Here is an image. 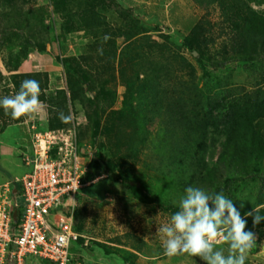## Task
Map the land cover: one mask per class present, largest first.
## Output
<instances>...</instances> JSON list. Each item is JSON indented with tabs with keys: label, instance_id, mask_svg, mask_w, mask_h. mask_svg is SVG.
Wrapping results in <instances>:
<instances>
[{
	"label": "trees",
	"instance_id": "obj_1",
	"mask_svg": "<svg viewBox=\"0 0 264 264\" xmlns=\"http://www.w3.org/2000/svg\"><path fill=\"white\" fill-rule=\"evenodd\" d=\"M48 1L62 21L59 36L51 38L53 25H44V7L34 11L26 0H0V49L15 38L9 46L16 49H7L4 60L8 79L15 93L24 80L39 81L46 130L72 128V122L58 119L61 111L74 118L81 113L77 147L89 141L96 152L84 180L107 176L141 204L174 213L178 209L150 191L148 182L169 179L183 190L200 187L234 202L253 186V201L242 207V217L264 204V0H189L204 14L180 41L161 32V40H154L142 20L116 11L112 0ZM78 33L85 41L78 55L54 58L64 70V86L47 94L46 73H18L31 51L52 54L47 44L53 38ZM239 68L253 71L250 87L231 86L215 75L230 79ZM108 112L112 133L104 141L101 122ZM246 219L245 230L256 234L250 251L258 252L264 221L253 227L252 217ZM82 243L79 237L73 246ZM110 243L114 247L96 245L126 264L149 257L146 242L131 233ZM73 246L70 264L81 260Z\"/></svg>",
	"mask_w": 264,
	"mask_h": 264
},
{
	"label": "rangeland",
	"instance_id": "obj_2",
	"mask_svg": "<svg viewBox=\"0 0 264 264\" xmlns=\"http://www.w3.org/2000/svg\"><path fill=\"white\" fill-rule=\"evenodd\" d=\"M116 3V11H125L128 16L138 17L144 23L149 34L156 41H160L159 34L171 35L175 40L180 41L196 21L203 16V11L195 7L189 0H112ZM26 8L37 10L44 7L47 11L44 25H53V30L48 35L50 38L59 36L60 25L62 21L57 16L52 15L48 0H26ZM217 20L216 17L213 21ZM156 27L158 29H156ZM160 30V31H158ZM49 46L52 50L51 59L55 57L75 58L78 50L85 44L80 33L71 34L64 37L53 38ZM15 38H9L5 42V47L0 49V98L12 96L15 92L9 81V76L4 67V60L7 59L6 50L16 49L13 45ZM35 51V50H33ZM185 52V51H184ZM36 54H47L37 52ZM184 56L196 65L195 60L190 54L184 53ZM195 57V55H193ZM28 62L23 67L26 71L29 69ZM55 62V60H54ZM25 63V62H23ZM22 63V64H23ZM56 63V62H55ZM57 64V63H56ZM58 79L60 85L64 86L66 77L60 64ZM199 70V69H198ZM19 71V70H18ZM220 79L229 80L233 85L251 86L253 82V71L250 69L239 68L230 79L226 74L216 72ZM201 77L202 72L199 70ZM202 82H204L202 80ZM120 101L113 110H117ZM1 112H3L1 114ZM47 107L34 114L32 117H21L13 120L10 115H5L4 110L0 108V125L4 131L0 132V184L12 181L15 177H20L29 171L21 156L20 151L30 154L28 134L30 128L39 127L40 130H46L42 126L47 125ZM78 122L83 123L81 113L76 115ZM111 113L103 116L101 122V134L104 141L111 136ZM71 125V124H70ZM105 133V134H104ZM90 149L93 148L89 141L84 142ZM93 155L96 153L92 149ZM147 181V178H144ZM186 180V179H185ZM93 181H96L95 183ZM93 181H87L88 185L83 187L80 194L75 199V231L82 238V245H75L74 253L79 255L80 264H126L113 253H106L97 245H107L114 247L113 243L116 237H121L125 233H131L143 239L148 245V256H139L134 264H203L199 257H192L187 254L168 257L164 254L162 235L157 234V227L168 222L173 211H164L157 207L141 204L127 189L111 181L107 176L101 175ZM149 190L160 197L164 202L179 210L181 198L185 195V190L177 184H171L169 179L156 178L151 183H147ZM252 187L249 186L241 191L239 198L234 202L236 208L242 212V207H248L253 201L251 197ZM97 244V245H96ZM258 252L250 251L247 255L245 264H264V241L260 242ZM217 250H222L216 246ZM111 249V248H109ZM228 247H224V253L227 255ZM8 264H15L9 261ZM24 264H48L45 261L29 258Z\"/></svg>",
	"mask_w": 264,
	"mask_h": 264
},
{
	"label": "built area",
	"instance_id": "obj_3",
	"mask_svg": "<svg viewBox=\"0 0 264 264\" xmlns=\"http://www.w3.org/2000/svg\"><path fill=\"white\" fill-rule=\"evenodd\" d=\"M79 125L76 117L67 130L31 126V153H19L29 171L0 184V264L29 258L70 264V248L80 237L74 230L75 199L88 185L84 177L92 157L88 146L77 147Z\"/></svg>",
	"mask_w": 264,
	"mask_h": 264
},
{
	"label": "clouds",
	"instance_id": "obj_4",
	"mask_svg": "<svg viewBox=\"0 0 264 264\" xmlns=\"http://www.w3.org/2000/svg\"><path fill=\"white\" fill-rule=\"evenodd\" d=\"M109 38L104 37L105 41ZM98 51L102 54V49ZM40 93L39 81L24 80L17 93L0 98V108L13 120L32 117L44 108L39 99ZM58 119L63 124H69L74 115L71 112L66 115L61 111ZM88 172L91 173L90 169ZM84 181L87 183V180ZM261 209H264V204L252 208L242 217L234 201L223 193L207 192L200 187L190 186L180 200L179 210L171 215L168 222L157 227V234L162 235L164 254L168 257L187 254L199 257L203 264H245L248 253L256 244L255 232L245 230L246 217H252L255 227L264 221ZM222 244L228 245L227 255L223 250H217L216 246Z\"/></svg>",
	"mask_w": 264,
	"mask_h": 264
},
{
	"label": "crops",
	"instance_id": "obj_5",
	"mask_svg": "<svg viewBox=\"0 0 264 264\" xmlns=\"http://www.w3.org/2000/svg\"><path fill=\"white\" fill-rule=\"evenodd\" d=\"M51 55L50 53L36 54L35 51H31L28 54V58L24 61L25 63L21 64L18 69V73H46L49 80L47 94L52 93L60 85V80L58 79L59 65L51 59ZM26 61H29V69L22 71L24 70L22 66L26 64ZM42 126L44 128L47 127L46 123H43Z\"/></svg>",
	"mask_w": 264,
	"mask_h": 264
},
{
	"label": "water",
	"instance_id": "obj_6",
	"mask_svg": "<svg viewBox=\"0 0 264 264\" xmlns=\"http://www.w3.org/2000/svg\"><path fill=\"white\" fill-rule=\"evenodd\" d=\"M47 51H49V46L48 45H47ZM17 214H18V212L17 211H14V213H13V220H14V222L17 219Z\"/></svg>",
	"mask_w": 264,
	"mask_h": 264
}]
</instances>
